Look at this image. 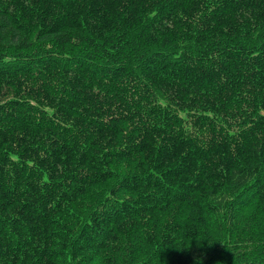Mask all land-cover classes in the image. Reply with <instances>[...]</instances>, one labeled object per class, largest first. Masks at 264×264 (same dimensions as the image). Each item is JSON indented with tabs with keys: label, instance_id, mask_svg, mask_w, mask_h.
<instances>
[{
	"label": "trees",
	"instance_id": "trees-1",
	"mask_svg": "<svg viewBox=\"0 0 264 264\" xmlns=\"http://www.w3.org/2000/svg\"><path fill=\"white\" fill-rule=\"evenodd\" d=\"M0 264H264V0H0Z\"/></svg>",
	"mask_w": 264,
	"mask_h": 264
},
{
	"label": "bare ground",
	"instance_id": "bare-ground-1",
	"mask_svg": "<svg viewBox=\"0 0 264 264\" xmlns=\"http://www.w3.org/2000/svg\"><path fill=\"white\" fill-rule=\"evenodd\" d=\"M123 240H124V239H123ZM156 258H158V256H157Z\"/></svg>",
	"mask_w": 264,
	"mask_h": 264
}]
</instances>
